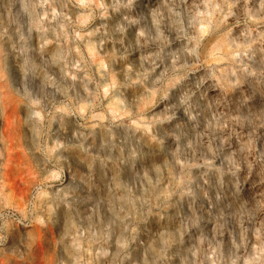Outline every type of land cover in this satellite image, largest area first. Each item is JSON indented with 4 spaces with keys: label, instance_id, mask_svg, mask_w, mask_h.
<instances>
[{
    "label": "clouds",
    "instance_id": "obj_1",
    "mask_svg": "<svg viewBox=\"0 0 264 264\" xmlns=\"http://www.w3.org/2000/svg\"><path fill=\"white\" fill-rule=\"evenodd\" d=\"M0 264H264V0H0Z\"/></svg>",
    "mask_w": 264,
    "mask_h": 264
}]
</instances>
